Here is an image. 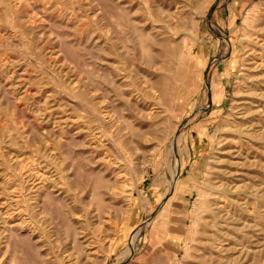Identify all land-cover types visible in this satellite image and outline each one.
Wrapping results in <instances>:
<instances>
[{"label": "rangeland", "instance_id": "374dc122", "mask_svg": "<svg viewBox=\"0 0 264 264\" xmlns=\"http://www.w3.org/2000/svg\"><path fill=\"white\" fill-rule=\"evenodd\" d=\"M257 32L264 0H0V264H264Z\"/></svg>", "mask_w": 264, "mask_h": 264}, {"label": "bare ground", "instance_id": "6f19581e", "mask_svg": "<svg viewBox=\"0 0 264 264\" xmlns=\"http://www.w3.org/2000/svg\"><path fill=\"white\" fill-rule=\"evenodd\" d=\"M255 39H256L255 46L254 47H251V49H252L251 53L252 52H255L254 56L252 57L251 63L249 64L248 62H244V65H242L244 67V69H246L247 71H251V72L253 71L252 72L253 73L252 74V78H251L252 85L250 84L252 87L250 88L248 94L246 95V97H245V99L243 101L242 106L239 107V108H241V110L239 111L237 109L241 113V115H240L241 117L239 119V123L236 124L238 126L236 127V125H235V127L234 128H231V130H230L232 132V134H231L232 135V139H237L242 134H244V133L246 134L247 132H249V130L251 129V127H249L247 125V123L250 120H253L254 119V114L256 112V104L264 99V69H263L264 68V33L263 32H257L256 35H255ZM256 118H257V116H256ZM254 126H255V124H254ZM249 138L253 139L250 136H249ZM229 148L230 149H228V153L231 155V154H233V150L231 149L232 147H229ZM236 154H238V153H236ZM233 156H235V155H233ZM227 158H223L222 165L216 166L214 168V171H212L213 174H214V177H213L212 182L209 184V190H210V194L211 195L220 196L221 197V195H222L221 193H223V191H225L227 189V188H225V184L227 183L225 181V177L228 174V172L230 173V172L233 171V170L230 171V169H228L227 166L225 165V163H227V161L229 160ZM230 159H232V158H230ZM233 172H235V171H233ZM234 174H237V173H234ZM230 179H232V178H230ZM232 184H231V186H232ZM226 203H227V201H226ZM215 205H216V211H215V213L216 212H219L220 213V211L225 207V203H220V201H217V200L215 201ZM225 210H226V208H225ZM225 210H224V212H225Z\"/></svg>", "mask_w": 264, "mask_h": 264}]
</instances>
